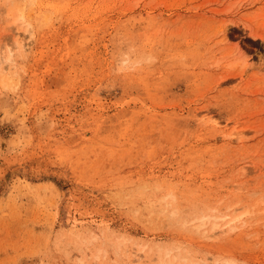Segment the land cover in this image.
Wrapping results in <instances>:
<instances>
[{
    "label": "rangeland",
    "instance_id": "1",
    "mask_svg": "<svg viewBox=\"0 0 264 264\" xmlns=\"http://www.w3.org/2000/svg\"><path fill=\"white\" fill-rule=\"evenodd\" d=\"M0 264H264V0H0Z\"/></svg>",
    "mask_w": 264,
    "mask_h": 264
},
{
    "label": "bare ground",
    "instance_id": "2",
    "mask_svg": "<svg viewBox=\"0 0 264 264\" xmlns=\"http://www.w3.org/2000/svg\"><path fill=\"white\" fill-rule=\"evenodd\" d=\"M10 57H12V56H10ZM203 225H205V224H203V223H202V225H201V226H203ZM216 226H217V225L215 224V225L213 226V228H215Z\"/></svg>",
    "mask_w": 264,
    "mask_h": 264
}]
</instances>
